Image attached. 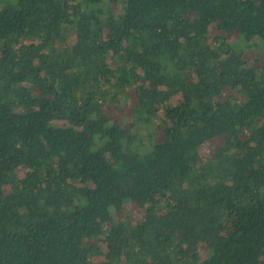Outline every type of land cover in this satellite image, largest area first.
I'll return each mask as SVG.
<instances>
[{"label":"trees","instance_id":"16d2710c","mask_svg":"<svg viewBox=\"0 0 264 264\" xmlns=\"http://www.w3.org/2000/svg\"><path fill=\"white\" fill-rule=\"evenodd\" d=\"M0 264H264V0H0Z\"/></svg>","mask_w":264,"mask_h":264},{"label":"rangeland","instance_id":"374dc122","mask_svg":"<svg viewBox=\"0 0 264 264\" xmlns=\"http://www.w3.org/2000/svg\"><path fill=\"white\" fill-rule=\"evenodd\" d=\"M210 148V145L207 144L205 146H203L201 149H200V153H206Z\"/></svg>","mask_w":264,"mask_h":264}]
</instances>
